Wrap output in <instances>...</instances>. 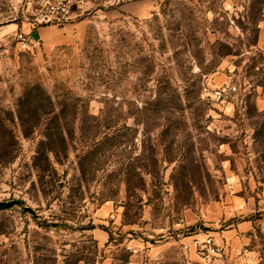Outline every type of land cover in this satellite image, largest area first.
<instances>
[{
  "label": "rangeland",
  "instance_id": "374dc122",
  "mask_svg": "<svg viewBox=\"0 0 264 264\" xmlns=\"http://www.w3.org/2000/svg\"><path fill=\"white\" fill-rule=\"evenodd\" d=\"M37 8L0 0V264H264V0Z\"/></svg>",
  "mask_w": 264,
  "mask_h": 264
},
{
  "label": "built area",
  "instance_id": "2783aa9c",
  "mask_svg": "<svg viewBox=\"0 0 264 264\" xmlns=\"http://www.w3.org/2000/svg\"><path fill=\"white\" fill-rule=\"evenodd\" d=\"M37 19L44 24H59L70 19L72 0H37ZM19 41L28 46L31 43V38L27 34L20 32L18 35ZM234 84H227L214 89L212 98L225 104L229 100V94L236 91ZM194 246L200 253L207 252L208 254H217L219 251L218 244L212 236L199 237L193 239Z\"/></svg>",
  "mask_w": 264,
  "mask_h": 264
},
{
  "label": "crops",
  "instance_id": "0c3cea01",
  "mask_svg": "<svg viewBox=\"0 0 264 264\" xmlns=\"http://www.w3.org/2000/svg\"><path fill=\"white\" fill-rule=\"evenodd\" d=\"M54 32V28L50 25H45V26H42V27H39L37 30H36V33L37 35H40V34H50Z\"/></svg>",
  "mask_w": 264,
  "mask_h": 264
},
{
  "label": "water",
  "instance_id": "95a60500",
  "mask_svg": "<svg viewBox=\"0 0 264 264\" xmlns=\"http://www.w3.org/2000/svg\"><path fill=\"white\" fill-rule=\"evenodd\" d=\"M5 205H6V203L0 202V206H5Z\"/></svg>",
  "mask_w": 264,
  "mask_h": 264
}]
</instances>
